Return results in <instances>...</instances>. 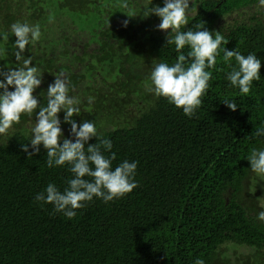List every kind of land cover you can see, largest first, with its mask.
Segmentation results:
<instances>
[{"label": "trees", "instance_id": "1", "mask_svg": "<svg viewBox=\"0 0 264 264\" xmlns=\"http://www.w3.org/2000/svg\"><path fill=\"white\" fill-rule=\"evenodd\" d=\"M191 3L182 30L200 25L220 32L227 41L221 47L256 54L262 66L261 79L241 95L226 80L231 68L221 52L202 105L189 118L151 89L152 64L171 65L177 56L168 32L158 28L160 18L145 16L163 0H0V72L18 66L10 26L40 25V39L22 53L42 75L33 95L46 105L48 85L64 73L81 101L73 119L95 121L112 142L113 168L138 161L132 193L107 204L94 198L68 220L34 200L50 182L62 191L71 173L67 166L49 169L42 145L32 154L35 114L22 115L0 133V264H194L198 258L264 264V222L257 219L264 175L246 160L253 147H264L253 137L264 122V4ZM231 63L236 66L234 58ZM58 118L63 138L74 141L63 111Z\"/></svg>", "mask_w": 264, "mask_h": 264}, {"label": "clouds", "instance_id": "2", "mask_svg": "<svg viewBox=\"0 0 264 264\" xmlns=\"http://www.w3.org/2000/svg\"><path fill=\"white\" fill-rule=\"evenodd\" d=\"M163 4V7H150L145 16L154 14L160 18L158 28L168 32L167 45H174L177 56L176 62L171 65L163 61L152 64L149 79L154 94L181 109L185 116L193 117L210 87V70L217 64L221 52L223 62L231 68L226 73V80L230 86L238 88L241 95L249 94L253 82L261 79L262 59L256 54L243 55L237 49L221 47L227 41L220 32H209L200 25L196 26V30H182L188 25L194 10L191 0H163ZM124 24L126 26L127 21ZM10 32L16 37L12 46L18 50L15 51L18 66L0 72L3 77L0 79V133L19 123L22 115L32 117L35 114L29 139L32 154H38L42 145L47 150L45 163L49 169L67 166L71 173L62 191L50 182L35 195V202L40 206L52 205L55 213L72 220L77 216V210L83 209L94 198L107 204L132 193L138 187V161L123 160L113 168L116 156L112 152V142L99 135L95 121H84L78 125L73 119L74 115L81 114V101L70 94L71 82L64 73L56 75L54 82L48 85L46 105L39 103L33 95L42 83V75L36 66H30L32 58L26 59L22 53L26 46L30 50L40 39V25L17 21L10 26ZM4 37L5 34H0V40ZM186 48L185 55L182 50ZM233 58L235 67L231 63ZM10 88L13 90L9 91ZM223 104L233 111L237 109L235 102L229 99H225ZM61 111L64 123L71 126L70 135L75 138L74 141L63 138L58 118ZM93 137L97 143L88 144ZM253 137L264 141V122L255 129ZM24 151L28 152V144L24 146ZM246 160L250 162L252 172L264 175V147H253ZM257 219L264 222V210L258 212ZM194 264H205V261L198 258Z\"/></svg>", "mask_w": 264, "mask_h": 264}]
</instances>
